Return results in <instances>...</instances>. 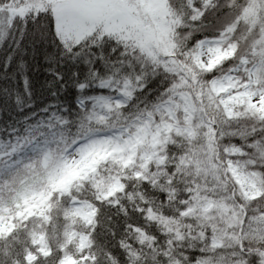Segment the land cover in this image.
Masks as SVG:
<instances>
[{"label": "snow or ice", "instance_id": "snow-or-ice-1", "mask_svg": "<svg viewBox=\"0 0 264 264\" xmlns=\"http://www.w3.org/2000/svg\"><path fill=\"white\" fill-rule=\"evenodd\" d=\"M0 264H264V0H0Z\"/></svg>", "mask_w": 264, "mask_h": 264}, {"label": "trees", "instance_id": "trees-1", "mask_svg": "<svg viewBox=\"0 0 264 264\" xmlns=\"http://www.w3.org/2000/svg\"><path fill=\"white\" fill-rule=\"evenodd\" d=\"M12 119L13 117L9 111V112L4 113L2 116H0V123H5V121L12 120Z\"/></svg>", "mask_w": 264, "mask_h": 264}]
</instances>
